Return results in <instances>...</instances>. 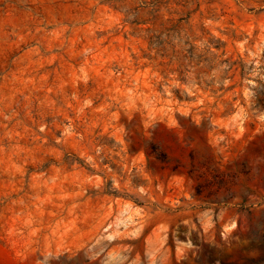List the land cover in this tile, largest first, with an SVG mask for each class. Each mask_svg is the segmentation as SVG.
<instances>
[{"label":"rangeland","instance_id":"rangeland-1","mask_svg":"<svg viewBox=\"0 0 264 264\" xmlns=\"http://www.w3.org/2000/svg\"><path fill=\"white\" fill-rule=\"evenodd\" d=\"M0 264H264V0H0Z\"/></svg>","mask_w":264,"mask_h":264}]
</instances>
